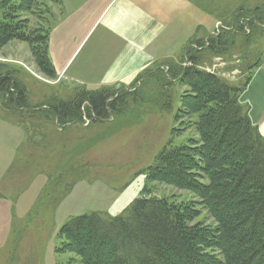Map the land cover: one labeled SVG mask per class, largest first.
I'll list each match as a JSON object with an SVG mask.
<instances>
[{
	"label": "trees",
	"instance_id": "trees-1",
	"mask_svg": "<svg viewBox=\"0 0 264 264\" xmlns=\"http://www.w3.org/2000/svg\"><path fill=\"white\" fill-rule=\"evenodd\" d=\"M4 2H0V47L12 40L25 42L39 72L56 78L48 50L54 25L29 28L27 20L18 19L16 14L30 12L35 0ZM232 15L227 24L233 28L197 40L194 46L190 42L181 63H163L162 71L156 68V74L189 88L183 104L187 113L197 115L198 138L163 147L145 178L188 190L197 199L179 202L149 195L145 186L120 213L91 211L70 216L59 229L64 241L58 251L74 253L80 264H264V135L251 121L249 106L240 100L252 69L261 63V54L239 84L198 67L202 51L222 57L235 43L247 47L254 33L263 29L264 1L260 6L241 7ZM127 96L135 98L136 93L119 92L113 85L75 86L68 98L52 96L31 105L25 85L0 63V108L17 115L11 122L20 125L26 136L28 127H33L26 116L58 126L82 124L84 117L103 121L111 113H122ZM63 170L45 184L26 216L28 222L49 203L53 212L71 192L79 178L70 182L77 174ZM201 208L214 224L195 221Z\"/></svg>",
	"mask_w": 264,
	"mask_h": 264
},
{
	"label": "rangeland",
	"instance_id": "rangeland-1",
	"mask_svg": "<svg viewBox=\"0 0 264 264\" xmlns=\"http://www.w3.org/2000/svg\"><path fill=\"white\" fill-rule=\"evenodd\" d=\"M23 1L0 0L4 5ZM82 1L35 0L30 12L16 11V15L19 20H27L29 28L43 23L54 25L63 13L64 3L69 10ZM263 1L161 0L165 57L139 75V85L135 81L128 86L113 85L119 92L132 91L136 96H127L122 113H111L106 120L84 117L82 124L58 126L26 116L28 125H33L26 136L20 125L11 122L17 120V115L0 108V203L4 204L0 209V264H80L74 253L57 250L64 241L59 235L61 225L70 216L91 211L120 213L145 186L149 195L179 202L196 200L188 190L145 178V171L163 147L188 144L198 138L194 124L197 115L187 113L183 104L189 88L179 80L156 74V68L162 71L163 63H181L190 42L194 46L197 40L217 37L234 27L227 24L232 14L244 6H260ZM261 30L254 33L247 47L235 43L222 57L202 51L198 67L239 84L250 73L247 67L261 54L264 70V27ZM0 63L25 85L31 105L52 96L68 98L75 86H82L65 84L58 75L54 79L45 77L27 44L18 40L0 47ZM149 71L153 72L144 76ZM63 169L77 174L70 182L79 178L71 192L53 212L49 203L28 222L26 216L41 190L49 179L61 176ZM200 210L195 221L214 224L206 209Z\"/></svg>",
	"mask_w": 264,
	"mask_h": 264
},
{
	"label": "crops",
	"instance_id": "crops-1",
	"mask_svg": "<svg viewBox=\"0 0 264 264\" xmlns=\"http://www.w3.org/2000/svg\"><path fill=\"white\" fill-rule=\"evenodd\" d=\"M160 3L161 0H83L69 10L64 3L48 41L57 75L65 84L86 88L132 84L147 67L165 57L162 46L166 29L161 24ZM261 64L254 68L240 100L249 106L251 121L264 135ZM3 207L0 203V209Z\"/></svg>",
	"mask_w": 264,
	"mask_h": 264
},
{
	"label": "water",
	"instance_id": "water-1",
	"mask_svg": "<svg viewBox=\"0 0 264 264\" xmlns=\"http://www.w3.org/2000/svg\"><path fill=\"white\" fill-rule=\"evenodd\" d=\"M263 27H264V26H263ZM187 64H188V61L186 60L184 65L186 66ZM139 82H140V81H139ZM139 82L137 83V85H139ZM137 85H136V86H137Z\"/></svg>",
	"mask_w": 264,
	"mask_h": 264
}]
</instances>
